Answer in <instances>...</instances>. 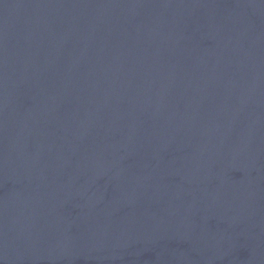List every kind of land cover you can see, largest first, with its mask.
Masks as SVG:
<instances>
[{
	"label": "water",
	"instance_id": "obj_1",
	"mask_svg": "<svg viewBox=\"0 0 264 264\" xmlns=\"http://www.w3.org/2000/svg\"><path fill=\"white\" fill-rule=\"evenodd\" d=\"M0 264H264V0H0Z\"/></svg>",
	"mask_w": 264,
	"mask_h": 264
}]
</instances>
